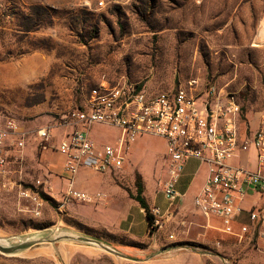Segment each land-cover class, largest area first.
Here are the masks:
<instances>
[{
    "label": "rangeland",
    "instance_id": "obj_1",
    "mask_svg": "<svg viewBox=\"0 0 264 264\" xmlns=\"http://www.w3.org/2000/svg\"><path fill=\"white\" fill-rule=\"evenodd\" d=\"M125 81L150 94L195 82L198 107L215 86L235 97L241 118L262 113L264 0H0V119L56 129L61 115L84 106L92 88ZM100 127L102 134L93 137L98 145L118 135L113 127ZM139 138L136 164L111 174L131 202L136 182L145 193L140 171L149 172L155 192L165 179L163 142ZM37 155L26 165L30 177L22 176V186L43 179ZM101 196L97 203L64 204L53 187L52 197L41 194V214L34 216L15 189L0 192V264H150L133 255L137 249L128 254L117 248L145 244L107 231L99 219L107 211ZM130 215L137 224L132 210ZM155 229L149 225L151 233ZM187 232L182 254L167 264H199L190 252L230 260L227 246ZM111 240L119 254L107 248ZM173 242L167 238L165 248Z\"/></svg>",
    "mask_w": 264,
    "mask_h": 264
},
{
    "label": "built area",
    "instance_id": "obj_2",
    "mask_svg": "<svg viewBox=\"0 0 264 264\" xmlns=\"http://www.w3.org/2000/svg\"><path fill=\"white\" fill-rule=\"evenodd\" d=\"M194 85L195 82H188L150 94L126 81L116 85L101 82L89 91L83 107L61 115L58 127L69 129L56 146L64 157L62 176L67 181L62 202H100V194L89 195L74 188L78 169L85 167L98 174H112L121 170L130 146L139 137H158L166 143L167 169L157 192L166 200L169 213H174L176 207L175 185L183 165L195 159L207 168L204 184L192 200L196 213L206 219H220L225 234H232L231 223L240 222L244 216L246 222L240 223L236 239L241 241L245 234L251 233L253 243H264V206L245 210L240 205L248 189L264 191V114L258 130L241 137V108L235 97L213 86L198 107ZM97 125L116 128L119 137L113 144H96L90 131ZM53 129L43 127L32 134L42 146L50 142ZM26 136L12 119L6 118L0 126V192L15 189L18 199L29 202L30 212L39 216L43 204L40 196H51L50 185L45 180H36L22 186V175L11 168L12 163L21 162ZM249 149L257 153L255 171L230 164ZM150 214L151 226L159 227L160 209L153 208ZM168 239H173L172 234Z\"/></svg>",
    "mask_w": 264,
    "mask_h": 264
},
{
    "label": "crops",
    "instance_id": "obj_3",
    "mask_svg": "<svg viewBox=\"0 0 264 264\" xmlns=\"http://www.w3.org/2000/svg\"><path fill=\"white\" fill-rule=\"evenodd\" d=\"M263 114L264 109L262 113L251 111L244 116L246 120L242 118V124L240 125L241 137L251 135L258 130L260 119ZM5 120L4 118L0 119V126L3 125ZM18 124L19 128L27 133V136L25 138V148L23 150L22 159L20 160L21 162L18 164L12 163L11 168L16 171V174L20 173L25 179H27L26 176L30 177L29 174H25V168L26 165L31 164L28 161L32 159L35 151V153H38L37 158L44 172L43 179L41 180L47 181L50 185L51 197L53 187L63 192L67 184V181L62 176L64 157L56 151V146L58 141L62 138V134L66 133L69 129L66 127L53 129L50 142L41 146L40 142L32 134L35 130L27 129L24 125ZM100 126L102 125L94 126L91 129L90 137L92 140L93 137H99L102 134ZM116 131L118 135L107 143L113 144L117 140L120 133L119 130L116 129ZM154 138L163 142V156H160L161 159L159 158V162L163 174L165 175L167 169L166 143L161 138ZM141 139L142 138L137 139L130 146L121 170L115 171L112 174L115 175V173L121 172L125 164L130 163L132 167L136 164L134 160L138 161L137 154ZM230 164L233 167H239L253 172L257 166V153L253 149L241 152L236 158L230 161ZM131 166H128L127 169H130ZM206 172V166L200 164L195 159H189L184 163L181 176L175 185V192L177 194L175 202L176 207L174 213L171 214L169 213L167 202L164 197L153 190L149 172L140 171V176L145 183V193H142V196L149 210L152 211L153 208H159L161 212V218L159 219L160 225L152 233L148 230L149 225L145 211L139 207L135 200L131 202L129 195L115 184L111 174L98 175L94 174L92 170L90 171V169L82 167L78 169L73 185L74 188L80 192L87 194L100 193V195H104V203L107 205V211L99 216V219L106 222L105 227L110 234L125 237L127 241L132 243H144L145 246L141 248L122 244L117 247L128 254H131L132 250L134 251V249H137L133 252V255L139 256L143 262L148 261L150 264H167L172 261H167V259H172L182 254H178L182 249V246L179 244L185 241L181 235H184L188 231L191 232L193 236H198L205 242L206 239H208V241L210 239H215L217 244L227 246L224 250L231 253L230 260H222L220 262L218 260H213L207 254L190 252V256L199 259V264L203 261L206 264H264V243H253L251 233L245 234L241 241H238L235 237L239 233L240 223L246 222L244 216L240 218V222L231 223L232 234H225L223 233L224 226L220 219L214 217L206 219L194 210L192 200L201 190L206 178ZM88 176L93 177L88 181ZM240 205L245 210L264 206V191H257L252 188L248 189ZM131 210L138 219L137 224L134 222V216L130 215ZM165 232H169L167 238L169 235L174 234L172 235L173 239H175V242H173L175 245L173 247L165 248L167 245ZM76 237H80L82 242L86 243V241H88L84 237ZM88 238L94 242L96 241L91 235ZM198 241H200V239H198ZM108 242L109 245H107V248L111 247L110 244L116 243L112 240ZM111 250L119 254V250Z\"/></svg>",
    "mask_w": 264,
    "mask_h": 264
},
{
    "label": "trees",
    "instance_id": "obj_4",
    "mask_svg": "<svg viewBox=\"0 0 264 264\" xmlns=\"http://www.w3.org/2000/svg\"><path fill=\"white\" fill-rule=\"evenodd\" d=\"M134 200L138 203L139 207L145 211L148 225H151L152 215L150 214V210L142 196V187L139 182H136V196L134 197Z\"/></svg>",
    "mask_w": 264,
    "mask_h": 264
}]
</instances>
